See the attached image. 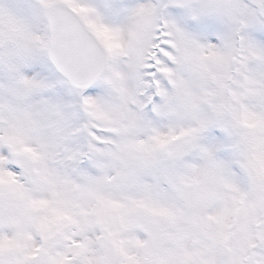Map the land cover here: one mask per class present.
Wrapping results in <instances>:
<instances>
[{
  "label": "snow or ice",
  "instance_id": "snow-or-ice-1",
  "mask_svg": "<svg viewBox=\"0 0 264 264\" xmlns=\"http://www.w3.org/2000/svg\"><path fill=\"white\" fill-rule=\"evenodd\" d=\"M0 264H264V0H0Z\"/></svg>",
  "mask_w": 264,
  "mask_h": 264
}]
</instances>
